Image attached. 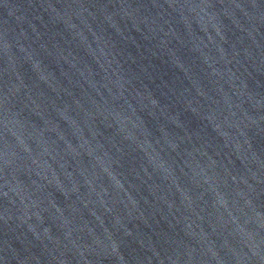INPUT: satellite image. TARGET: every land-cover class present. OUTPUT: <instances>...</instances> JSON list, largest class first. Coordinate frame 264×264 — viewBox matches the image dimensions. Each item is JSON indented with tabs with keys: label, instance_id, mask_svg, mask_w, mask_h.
<instances>
[{
	"label": "water",
	"instance_id": "obj_1",
	"mask_svg": "<svg viewBox=\"0 0 264 264\" xmlns=\"http://www.w3.org/2000/svg\"><path fill=\"white\" fill-rule=\"evenodd\" d=\"M0 264H264V0H0Z\"/></svg>",
	"mask_w": 264,
	"mask_h": 264
}]
</instances>
